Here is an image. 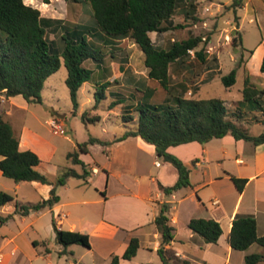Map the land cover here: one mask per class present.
<instances>
[{"label": "trees", "instance_id": "16d2710c", "mask_svg": "<svg viewBox=\"0 0 264 264\" xmlns=\"http://www.w3.org/2000/svg\"><path fill=\"white\" fill-rule=\"evenodd\" d=\"M64 1L81 4L90 14L91 20L69 28L62 20L42 17L39 9L25 4L24 0H0V95L6 98L21 96L29 104H42V92L46 81L61 69L63 60L67 69L66 85L74 108L77 110L79 90L85 83L91 81L94 75V71L85 66L86 62H94L97 66L104 64L106 57L104 48L128 39L134 41L145 55V65L149 70L146 82L151 81L157 87H146V82H142V87H137L134 95L135 100H139L136 108L125 107L128 115H123L124 123L137 122L134 128L129 129L114 142H102L91 138L89 142L79 144L80 152L69 153L67 158L73 164L82 166L84 173L79 174L75 169L68 168L55 182L38 171V166L41 164L40 157L31 150H21L20 139L12 125L0 115V156L3 158L0 161V170L4 177L15 183L40 182L53 186L49 199L37 204L16 202V210L13 214L0 217V227L7 224L15 215L26 217L32 212L52 209L60 202L57 188L64 186L69 178L86 181L91 173L80 159V155L89 153L90 144L99 143L109 147L129 137H140L146 143L155 146L157 157L175 167L179 175L175 185L171 187L159 185L166 196L192 187L190 170L178 157L168 152L169 148L193 142L206 144L228 135L238 141L251 143L253 146L264 144V130L259 136H252L249 128L230 120L224 100L186 98L187 90L177 93L171 86L172 65H183L190 57L189 51L197 50L204 40L201 37L190 36L187 40L175 42L170 48L164 49L155 45L150 34L162 35L184 28V25L175 24L174 16L186 0ZM243 2L244 0H233L231 9L237 13L242 8ZM193 6L191 5L192 9L187 10L186 14L196 20ZM59 27L64 30V34L61 35L62 46L58 48L56 47L58 40L51 41L47 37V32L49 29L57 31ZM241 42L239 31L236 30L233 38L234 48L240 47ZM250 53L252 54L253 51ZM196 56L205 63L202 51L196 52ZM121 69L125 70L123 65ZM238 71V68H234L221 78L227 89L236 84ZM260 71L264 74V58ZM107 84H101L102 92L99 99L106 98ZM180 86L184 87L183 84ZM242 94L240 114L242 107L264 114V90L258 89L250 78L245 79ZM131 110L138 113L137 121ZM82 119L86 124L100 121L98 116L88 119L86 113L82 115ZM232 180L242 192L247 180L235 177H232ZM13 202L12 195L6 192L0 193V208ZM169 211L170 206L163 204L159 216L154 221L162 236L157 253L162 264H191L168 248L175 238V228L170 223ZM53 227L56 232V242L64 248L60 255L65 254V250L72 245H82L91 249L87 234L59 229L55 218ZM188 228L207 244H217L223 234L221 224L213 219H192ZM229 244L233 250L240 252L249 250L253 245L264 248V235L258 234V225L254 216H236ZM34 246L37 244L34 243ZM139 249V240L132 238L121 259L133 260ZM262 261L264 255L261 254L247 255L245 258L246 264H259ZM119 262L120 257L114 256L112 264Z\"/></svg>", "mask_w": 264, "mask_h": 264}, {"label": "crops", "instance_id": "0c3cea01", "mask_svg": "<svg viewBox=\"0 0 264 264\" xmlns=\"http://www.w3.org/2000/svg\"><path fill=\"white\" fill-rule=\"evenodd\" d=\"M210 2L214 0H186L181 9L190 11L191 5H194L196 13L201 10V16L213 15L219 18L218 22L221 25L220 17L223 11L218 9L216 13H212L211 8L207 6ZM25 4H27L26 0ZM250 5L257 10L263 9L258 12L255 10V14L259 29L263 33L260 45L264 46V0H244L241 9L248 12ZM205 9L210 11L206 13ZM239 11L234 17L238 19V22H234V18L225 22L231 31L240 32L242 20ZM251 22L253 18L250 19ZM204 25L207 26L208 23L204 22ZM118 43L108 47L117 48ZM260 45L254 50H249L244 47L242 39V46L237 49H242L244 53L253 51L252 54L250 53L251 61L260 51L261 61H263L264 47ZM111 58L116 57L111 54ZM106 59L107 56L104 64L96 65V69L90 68L94 71L93 77L98 75L94 84L99 87L101 84L108 83V90L112 92L120 90L119 78L127 73L126 81L130 86L128 90L134 93L130 94L135 101L130 105L133 109L138 105L134 98L136 88L142 87L141 83L146 82L148 76L146 79L137 77L135 75L137 72L134 74L129 70V65L126 67L127 59L124 63L112 61L111 65H107ZM122 65L125 70L121 69ZM247 66L249 70L250 63ZM213 71L215 69H210L207 73ZM251 75L248 78L253 81ZM146 87L156 88L157 85L147 81ZM120 98L119 103L124 99L121 96ZM2 105L27 110L30 104L21 96L6 98L0 95V107ZM0 111V115L12 125L19 137L21 150L35 152L41 159L38 171L51 177L50 168L56 169L55 159L59 147L49 137L52 132L49 121L38 119L29 122L14 121L9 107L3 106ZM57 117L63 120L62 116ZM116 139L118 138L110 142ZM168 152L178 157L187 166L190 170L192 184V187L181 189L169 196L164 194L159 185L164 187L175 185L179 178L178 171L171 164L159 159L155 146L146 143L140 137H129L105 147L103 153L108 164L102 168L103 173L99 168L90 164L95 163L93 159L90 162L86 160L90 157V153L81 154L80 159L90 168L91 173L86 181L83 180V185L94 184L96 191L101 195L96 201L101 206L99 215L93 216L89 210L80 207L86 201H81L74 195H72V200L63 196L62 190L67 187V182L64 186L57 188L60 202L52 209L32 212L26 217L15 215L12 220L0 227V264H34L38 260L53 264V255H60L64 251V248L56 242L54 227L52 229L54 218L61 230L87 234L91 250L93 249L91 239L95 238L107 245H115L105 251L107 258L111 261L114 256H118L120 257L119 264H136L135 260L140 252H157L160 248L162 236L154 225V221L159 216L163 204L170 206V223L175 228L174 241L168 248L181 259L191 264H216L223 260L225 264H246L247 255H264V248L259 245H253L249 250L240 252L233 250L229 244L233 221L237 215L254 216L258 225V234L264 235V144L253 146L251 143L244 140L238 141L228 135L206 144L193 142L171 147ZM2 159L0 156V161ZM77 172L83 174L84 170ZM99 175H101L100 180L94 182V178ZM232 177L247 180L242 192L237 189ZM79 186L76 185V189H79ZM52 188L53 186L40 182L15 183L9 181L0 170V193L6 192L14 197L13 203L0 208V217L13 214L16 210V202H19L20 198L23 199V204H37L49 199ZM22 194H25V197L22 198ZM45 215H50L52 218L51 233L47 236L48 238L41 237L40 220ZM192 219H213L219 222L223 234L218 243L207 244L201 237L194 234L188 228ZM132 238H137L140 242L137 256L131 261L121 259ZM34 243L37 246H34ZM69 253L67 248L65 254L61 256ZM259 264H264V261Z\"/></svg>", "mask_w": 264, "mask_h": 264}, {"label": "rangeland", "instance_id": "374dc122", "mask_svg": "<svg viewBox=\"0 0 264 264\" xmlns=\"http://www.w3.org/2000/svg\"><path fill=\"white\" fill-rule=\"evenodd\" d=\"M26 3L39 9L42 17L62 20L69 28H72L76 23L84 24L91 20L90 14L81 4L67 3L64 0H26ZM232 3V0H214V2L207 3L212 13H216L218 9H222L223 14L220 17L221 25L218 22L219 18L213 15L208 14V17L201 16V10L197 13L196 10L193 12L194 17H196L195 20L193 17H189L186 14V10L181 9L182 6H180L174 16V21L176 25H184V28L167 32L161 36L152 33L151 38L156 45L164 49L170 48L175 42L187 40L190 36L203 38L204 42L200 44L197 50L193 51V54H190V57L186 59L183 65L174 64L172 66L171 85H173L177 93H183L187 90L185 93L187 98H216L224 100L228 109V118L237 124L242 123L246 128H249L252 136H259L264 130V114L252 112L245 107H242V114H240L239 107H241L240 102L243 100L242 91L245 79L250 77L251 74L253 78V81H251L258 89L264 90V75L260 71L262 64L261 52H257V56L251 61L250 52L245 51L244 53L242 49L238 50L234 48L233 38L236 31L229 30L230 28L225 25L226 20L234 18L236 15L234 10L231 9ZM255 10L257 9L253 5L248 7V12L242 9L238 10L242 20L239 35L242 36L244 47L249 50L257 48L263 38V33L260 31L256 21ZM261 10L263 9H258L257 12ZM252 18L253 22L250 23V19ZM233 20L234 22H238L237 18ZM204 22H207L208 25H204ZM223 27L228 29H224ZM63 32L64 30L60 27L57 31L49 29L47 37L51 41L58 40L56 47L59 48L63 43L61 40ZM118 45L117 48L107 47L104 50L107 56V65H111L110 62L112 61L124 63V60L127 59L126 67L129 65V70L134 74L137 72L135 74L137 77L146 79L149 70L145 65V55L141 49L134 41L129 39L119 42ZM261 47L263 48L264 46ZM200 51L205 56V63H202L201 59L196 56V52ZM111 54L116 58L112 59ZM249 63L250 67L248 70L247 64ZM85 65L87 68L96 69L97 64L94 62L92 64L89 61ZM234 68L239 69L237 81L233 87L227 89L221 78L228 75ZM210 69H215V71L207 73ZM97 77L98 75L96 74L91 81L85 83L79 90V108L75 110L66 85L67 69L62 60L61 69L46 81L42 92V104H30L27 110L9 105H2L0 107V110L3 106L9 107L11 116H14V121L29 122L37 121V119L51 121L56 119L59 124H63L64 122L65 132L63 134H55L53 131L49 134L50 139L59 147L55 159L56 169L51 167L52 175L51 177L48 176L53 181L60 178L68 168H74L79 172H83L82 166L73 164L67 158L68 153L80 152L79 144L89 142L91 138L99 139L102 142H110L112 139L119 138L125 134L129 129L134 128L137 124V122L126 124L123 120V115H128L127 108L125 107L135 102L130 95L134 93L128 90L130 87L126 81L128 74L126 73L119 78L120 90L112 92L107 88L105 89V99H99L102 88L101 86L96 87L94 84ZM180 84H183L186 89L180 86ZM99 91L100 93H98ZM117 92L119 96L116 94ZM120 96L125 100L123 99L119 103ZM137 102L139 100H136ZM114 103L118 104L115 105ZM133 108L135 109L136 106ZM131 111L135 121H137L138 113L134 112L135 110ZM84 113L87 114L88 119L98 116L100 117V121L86 124L82 119ZM239 114L240 116H238ZM57 116H62L63 120ZM105 147L99 143L90 144L88 146L90 157L86 158L89 162L93 159L95 163L91 161L92 163L90 164L99 168L101 173H103L102 168L108 164L103 153ZM87 170L90 172L88 166ZM100 177L101 175L96 176L94 182L100 180ZM9 181L13 182L11 179ZM67 182V187L62 190L63 196L69 197L72 200V195H74L77 199L86 201L80 207L84 210H89L93 216L99 215L101 206L96 201L101 195L96 191L94 184L90 186L83 185V179L79 180L78 178H69ZM76 185H80L79 189H76ZM23 196L25 197V194H22V198ZM19 200L18 203H23V199L20 198ZM40 224L42 227L41 237L48 238L47 236L51 233V216L45 215L42 217ZM91 242L93 244L92 250L82 245H72L68 248L70 253L66 256L54 254L52 257L53 264H112L111 259L107 258L105 251H108L111 246L114 247L115 245H107L95 238L91 239ZM135 261L136 264H162L157 252L148 253L142 251ZM34 264H48V262L38 260ZM216 264H225V260Z\"/></svg>", "mask_w": 264, "mask_h": 264}, {"label": "built area", "instance_id": "2783aa9c", "mask_svg": "<svg viewBox=\"0 0 264 264\" xmlns=\"http://www.w3.org/2000/svg\"><path fill=\"white\" fill-rule=\"evenodd\" d=\"M210 10L209 9H205V12L208 13ZM190 54H193V50L189 51ZM49 126L52 129L53 133L55 134H63L65 132L64 130V125L63 124H59L58 121L56 119H53L51 121H49ZM159 165V164H158Z\"/></svg>", "mask_w": 264, "mask_h": 264}]
</instances>
